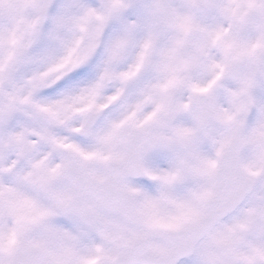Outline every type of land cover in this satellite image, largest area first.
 Instances as JSON below:
<instances>
[{"label": "rangeland", "instance_id": "rangeland-1", "mask_svg": "<svg viewBox=\"0 0 264 264\" xmlns=\"http://www.w3.org/2000/svg\"><path fill=\"white\" fill-rule=\"evenodd\" d=\"M34 2L0 0V264L10 257L22 233L35 229L37 225L29 223L35 216L45 226L30 243L47 244L57 264H93L101 255H111L119 231L106 228V219L95 223L56 216L48 176L64 162L58 147L68 145L85 159L106 158L131 126L150 119L163 123L160 112L171 81H182L179 105H184L187 94L197 86H187L183 77L203 64L212 80L227 60L245 56L242 90L251 96L254 115L249 121L251 134L245 140L250 152L247 164L259 171L264 159V0L211 2L198 14L189 8L191 0H182L179 15L172 11L175 0H55L43 34L34 28ZM122 2L130 5L129 10L112 22L104 47L86 76L69 90L43 94L52 83L74 72L73 66L98 41L104 10ZM242 19L246 32L238 35L237 21ZM137 70H142L141 79L124 91L123 80ZM111 73L115 83L104 88L103 78ZM122 92L124 100L109 110L90 139L74 136L83 124L75 110L94 109ZM221 95L224 100L228 96L227 92ZM29 102L41 108L45 120L28 109ZM222 106L217 117L225 126L228 105L223 101ZM181 118L177 129L187 138L191 134L187 153L182 155L173 145L163 143L144 159L147 179L130 185L150 229L184 226L200 216L203 199L211 191L216 156L229 137V127L216 123L209 134L212 146L207 147L189 129L188 115L183 112ZM54 194L66 197L69 189H56ZM261 197L264 189L255 199ZM247 215V208L242 209L230 224H243ZM116 223L121 226L119 220ZM206 243L196 257L205 264L213 259ZM153 244L164 246L158 240ZM252 245L255 254L264 258V249Z\"/></svg>", "mask_w": 264, "mask_h": 264}, {"label": "water", "instance_id": "water-1", "mask_svg": "<svg viewBox=\"0 0 264 264\" xmlns=\"http://www.w3.org/2000/svg\"><path fill=\"white\" fill-rule=\"evenodd\" d=\"M52 1L36 0L39 17L37 21L38 25H43L45 20H47V14L52 6ZM206 3L203 2V5L206 6ZM198 4L199 2L195 1L192 4V9L198 11ZM122 8L112 7L109 10V15L102 23L99 33L100 41L93 46L90 55L85 61L91 59L92 55L100 48V43L109 27V22ZM243 25L244 21L240 22V32L243 30ZM243 64L242 58L234 59L233 63L228 65L222 72L223 74L218 79L219 84L221 85L224 80L236 79V75L241 73ZM171 102L174 105L175 98ZM110 106H113V104ZM108 107L100 109L94 118L90 119L84 127L76 131V134L89 137L90 131L93 130L97 123L96 121L105 113ZM177 116L178 112H175L170 118V128L172 129ZM213 119L211 111L208 123ZM156 128L157 124L152 122L146 130H139V133L131 134L126 145L129 155L125 159L116 162V164H111L106 169L108 173L106 179H95L91 171L83 165L84 163L80 161L71 149L67 147L61 148L60 151L68 156L69 160L64 168L54 174L52 182L54 186L67 182L73 190L66 200L58 201L56 209L66 216L71 215L78 218L87 213L83 208L84 204L92 201L93 206L90 209L93 212L102 209L107 213L120 214L126 222L139 227L140 218H138L133 207L134 196L124 185L130 178L141 179L146 176L141 164L142 151L144 147H147L150 151L156 148L158 143L154 136ZM173 134L175 138L180 140V136L175 130ZM139 135L140 137H138ZM242 149L241 126L240 128H236L230 142L218 158L219 163L216 167L214 191L205 201L206 205L202 216L185 227L165 229L162 238L167 246L164 250L152 248L147 234L135 235L130 241L119 244L114 256H101L94 263L178 264L180 261L187 260L195 254L202 237L210 232L220 220L237 210L252 192L254 181L241 164ZM17 245L13 257L8 264H54L52 257L48 254V250L44 245H27V236Z\"/></svg>", "mask_w": 264, "mask_h": 264}, {"label": "flooded vegetation", "instance_id": "flooded-vegetation-1", "mask_svg": "<svg viewBox=\"0 0 264 264\" xmlns=\"http://www.w3.org/2000/svg\"><path fill=\"white\" fill-rule=\"evenodd\" d=\"M181 1L182 0H175V2L177 4L181 3ZM101 5H102V7H105L106 3L102 2ZM108 8L106 10H104L102 17H104L106 15ZM50 21H51V18L49 16L48 24L50 23ZM35 31L40 33V34H43L44 30L39 29V28H35ZM194 59L195 58H193V60ZM93 64L94 63H92V65H89V67L93 66ZM73 69L76 70L77 66L74 65ZM141 73H142V71H141ZM111 76L112 77H110V78H112V81H113L112 83H115L116 78H114V74H112ZM215 78H216V75H215V77L212 78V80L208 79L207 74H206V65L205 64L202 65L201 69L197 68L194 71L191 69L190 73L186 74V76L183 77V80H186L185 83L187 84V86H190V87L197 86L195 89H193V91H191L189 94H187L188 97H187V100L185 101V105H184L185 113L188 115V118H189L188 127L193 132V135H195L194 136L195 139L205 141V145L207 147H209V146H211L212 141H213L212 139H209V134H210V131H212V128L214 127V125L216 123H217V125H220L223 128H225V126L229 127L228 133L230 135L232 132V128H233L232 127L233 122L236 120H240L241 123L243 124V126L245 127L244 136H243L245 138L244 139V146H243L244 153H243L242 159H243L244 166L249 170L250 165L248 166V164H247V162H248L247 156L250 152H248V148H247L248 144L246 143L245 140L247 138L246 136L251 134V130L249 129L250 128L249 120L243 116V110L246 108H250V104L248 101H249V98L251 96H250V94H248L246 89H245V91L242 90V87L244 85V83H243L244 81L242 80L240 83L226 84L224 92H227V95L229 97L227 96L226 99L224 100V98L221 95V94H224V92H219L215 88L216 87ZM181 80H182V77H181ZM181 82L182 81L178 82V79H177V80H174V82L171 81V83L168 85L170 88H169L167 96L165 97V98H167L166 103L170 99V96L174 92H175L176 97H177L178 102H179V100L181 98L180 95L182 94L181 92H182V88H183V86H181ZM122 84H123L124 91L129 89L126 86L125 80H123ZM110 86H108V87H110ZM247 87L249 89V86H247ZM203 91L208 92V94L210 95L211 105L214 106L215 117H216V119L214 120V123L209 125L207 127L208 128L207 131H204V132H202V129L199 127L198 118H197V116L200 112V107L203 106V103H201V102H203V98L199 97L197 101L195 100V98L199 94H201ZM223 101H224V103H226L228 105L227 111H228V116H229L225 119L226 122L224 121L225 126H223V122H220V124L218 123V117H217V114L219 115L220 108H223V106H222ZM166 103L163 107L164 110L161 111L162 113L160 112L162 119H163L162 114L166 109L165 108ZM27 104H28L27 105L28 109L33 114H35V112L32 108L31 102H29ZM197 105H199V106H197ZM160 114L158 113V115H160ZM84 115L85 114H82V121L84 120ZM145 124L146 123H144V125ZM159 130H160L161 147H162L163 143L171 144L170 132H169V130L166 129V122L164 119H163V123L160 122V124H159ZM189 137L191 138V134ZM188 138H187V140H189ZM123 141H124V139L122 141H120V143H121L120 145H118L117 147H114V149L112 150V153L110 152V154L108 156H114V157L118 158V157L124 155L123 154L124 153ZM188 142L190 144V140ZM250 144H251V142L249 143V145ZM148 156H149V154L144 156L142 159V162H144V159L147 158ZM86 159L89 160V166H91V168L96 173L102 171V168H101L102 166L100 164H101V161H103L105 158H99V159L98 158H96V159L86 158ZM185 165H186V163H185ZM258 169H259L258 172L252 171L250 169L256 175L259 182L257 185V189L255 190L256 192H254V194L250 197V199H248L246 201V204L242 208V209L247 208L248 215H247L246 221L242 220L241 222L242 223L244 222V223L241 225L240 224H234V223L230 224V221L232 220V218H234V217H232V218H230V220L228 222L229 224L227 223L228 225L224 224V223L221 224L212 233V235H211L212 237L205 240L207 242L206 247L208 249L210 248L213 251V255H212L213 259L210 260L209 263H206V264H218L216 261V250L213 247V244L215 241H220V240L226 241L229 244V246H232V249H233L235 256H239V258L241 257L240 260L239 261L237 260V262L234 264H264V258L257 256L258 254H255L254 250H257V249L254 245H252L253 243H256L264 249V242H262V240L264 238V197H261V199H259V200L255 199V197L258 194H261L262 189H264V182H263L264 181V159L259 162ZM186 172L191 174L189 167L186 168ZM100 176H103V175L101 174ZM191 180H193V179H191ZM2 184L3 183H1V185ZM52 198H53V196H52ZM137 206L138 205L136 202V207ZM253 206H255V207H253ZM257 217H259L260 220ZM37 218L38 217L35 216L34 218L31 219V221H29V223H31V226H34L32 223H34V221L36 223ZM101 218L106 219V221H105L106 228L109 227V228L115 229L116 231H119V234H121L122 232H125V234H127V236L131 235V233H129L131 229H129L123 223V221L121 219L117 218V216H110V218H107V216H104L102 213L99 212V214L97 215L96 218L89 217L88 220H92L96 223H100ZM116 220L120 221V224L122 227L119 225V223H116ZM40 222H41L40 226L37 225L35 230H32L31 234L38 232V230H40V228L44 227L45 222L43 221V219H41ZM254 227H256L257 229L256 228L254 229ZM30 232H31V230H30ZM116 237H119V235ZM248 240H250V241L247 242ZM245 242L247 245L245 244ZM249 245H252V246H249ZM202 246H203V244H202ZM232 259L233 258H231L230 261ZM220 263L231 264V262H228L227 259H223V261H220ZM199 264H205V262L200 260Z\"/></svg>", "mask_w": 264, "mask_h": 264}, {"label": "snow or ice", "instance_id": "snow-or-ice-1", "mask_svg": "<svg viewBox=\"0 0 264 264\" xmlns=\"http://www.w3.org/2000/svg\"><path fill=\"white\" fill-rule=\"evenodd\" d=\"M87 74V68H78L74 72L70 73L52 83L49 87L43 90V94L54 95L71 89L79 80L83 79Z\"/></svg>", "mask_w": 264, "mask_h": 264}, {"label": "bare ground", "instance_id": "bare-ground-1", "mask_svg": "<svg viewBox=\"0 0 264 264\" xmlns=\"http://www.w3.org/2000/svg\"><path fill=\"white\" fill-rule=\"evenodd\" d=\"M203 31H204V29H203ZM201 36H202V35H201ZM204 36H206L205 31H204ZM219 36H221V35H219Z\"/></svg>", "mask_w": 264, "mask_h": 264}]
</instances>
